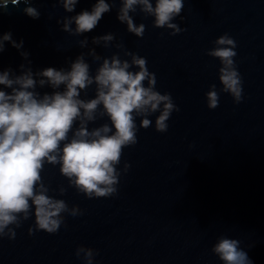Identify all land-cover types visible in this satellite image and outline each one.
Listing matches in <instances>:
<instances>
[{"label": "water", "instance_id": "obj_1", "mask_svg": "<svg viewBox=\"0 0 264 264\" xmlns=\"http://www.w3.org/2000/svg\"><path fill=\"white\" fill-rule=\"evenodd\" d=\"M30 2L38 18L22 11V0L9 4L7 12L0 10V34L10 30L13 40H23L19 49L4 41L0 71L67 70L78 55L93 76L113 55L136 71L131 63L136 53L155 73L154 87L169 92L179 111L172 110L163 132L155 127L160 109L143 114L151 123L139 127L135 144L123 147L116 191L107 196L79 191L58 163L46 161L40 182L68 210L54 233L37 228L33 214L17 213L18 220L0 235V264H224L213 251L221 237L239 239L254 264H264V0H184L172 18L180 31L154 25V16L135 5L129 15L145 25L142 36L118 19L123 0H106L110 10L82 33L63 24L91 10L95 0H77L71 11L61 0ZM107 33L111 40L95 39ZM224 34L235 40L239 101L224 90L222 62L209 53L220 47L215 41ZM143 83L147 86V79ZM213 86L218 104L209 107L206 93ZM35 88L41 94L54 91L47 83ZM95 94V81L80 90L85 100ZM102 107L88 121L89 130L111 123ZM135 119L139 125L142 116Z\"/></svg>", "mask_w": 264, "mask_h": 264}, {"label": "clouds", "instance_id": "obj_2", "mask_svg": "<svg viewBox=\"0 0 264 264\" xmlns=\"http://www.w3.org/2000/svg\"><path fill=\"white\" fill-rule=\"evenodd\" d=\"M21 0H0V10L7 12L8 5H19ZM22 11L29 17L38 18V9L30 0H22ZM64 9L71 11L77 0H61ZM140 5L154 16V25L168 26L180 31L172 18L179 14L184 0H123L118 19L126 22L127 29L142 36L145 25H137L129 15ZM110 10L106 0H95L91 10H81L66 18L63 28L82 33L98 24L103 13ZM75 23V28L71 23ZM107 33L95 39L111 40ZM4 41H9L19 49L23 40L12 39L11 31L0 34V51ZM215 43L220 45L209 50L211 55L220 58L223 67L219 79L224 90L231 92L236 101L242 96V77L234 66V38L227 34L219 36ZM27 56V52H21ZM132 64L137 70H130V62L113 55L105 58L95 75L89 74V64L78 55L70 67H44L37 72L25 68L18 75H10L9 69L0 71V235L10 222L18 220L17 213L34 215L36 227L49 233L58 230L63 211L68 210L63 199L47 194L41 183V169L44 163L59 164L60 172L69 178L70 183L86 195L107 196L116 191L118 181L116 165L120 161L124 146L137 141L140 126L150 125V119L143 115L160 109L155 120L157 130L168 128L167 120L174 108L169 92L161 93L154 86L156 76L149 71L146 57L132 53ZM24 68V65H20ZM147 79V86L143 81ZM95 81L96 94L90 99H82L80 90ZM49 84L54 91H36L37 84ZM63 85L62 90L59 86ZM209 107L218 104V93L214 86L206 93ZM98 105L106 114L109 123L91 130L88 121L96 118ZM136 116H142L137 124ZM78 122L76 127L74 123ZM71 131V135H69ZM63 142V143H62ZM128 165H126L127 167ZM31 201V202H30ZM72 213L77 209L74 207ZM33 231V229H29ZM10 235L15 233L8 229ZM236 238L221 237L213 246L224 264H254L246 248L240 247ZM89 262L92 250L87 249Z\"/></svg>", "mask_w": 264, "mask_h": 264}]
</instances>
